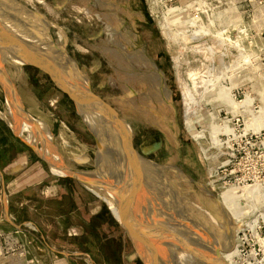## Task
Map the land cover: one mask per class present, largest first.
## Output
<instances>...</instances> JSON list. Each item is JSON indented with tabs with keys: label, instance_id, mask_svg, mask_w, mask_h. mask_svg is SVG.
<instances>
[{
	"label": "rangeland",
	"instance_id": "374dc122",
	"mask_svg": "<svg viewBox=\"0 0 264 264\" xmlns=\"http://www.w3.org/2000/svg\"><path fill=\"white\" fill-rule=\"evenodd\" d=\"M93 4L91 0L89 6ZM125 4L130 15H124L126 23L136 30L150 22L158 36L155 47L162 55L164 83L172 91L169 126L177 140L182 133L184 165L193 174L191 187L197 192L188 198L184 195L189 188L175 189L188 200L180 198V204L149 185L156 178L146 165L126 158L127 138L132 150L145 154L148 148L151 155L153 146L167 147L168 141L163 137L145 147L142 133L149 127L128 104L126 77L115 72L112 56L103 46L108 36L96 11H81L79 0H0V50L12 64H0V73L9 78L14 71L17 106L29 115L34 128H42L45 140L59 153L58 161L67 167L65 174L53 173L48 160L39 158L30 145L38 155L33 166L20 173L28 176L21 177L19 189H8L18 191L3 193L7 210L6 217L0 211V264H264V0H126ZM200 32L204 34L199 41L190 39ZM30 63L50 69L55 83L76 104ZM185 108L192 113L185 116ZM6 111L14 113L0 80V120L12 127L1 114ZM223 121L225 132L219 129ZM91 132L99 138L100 152ZM107 151L116 152L115 158L129 165L127 176L122 170L115 175L100 171L103 166L95 156L109 160ZM78 171H86L81 175L88 182ZM90 172L96 191L106 200L101 177L106 181L117 177L123 183L119 176L123 175L136 185L130 196L137 201L135 206L139 204L133 211L141 216V226L129 223L117 198L110 195L121 218L143 238L146 256L154 258L140 256L107 205L85 188L91 184ZM46 175L48 179L39 184ZM59 176L71 178L65 183L66 194L54 190ZM225 190L233 192L223 198ZM141 199L147 204L139 203ZM75 204L85 211L69 214L67 207ZM97 211L101 217L98 225L93 221L96 227L82 228L81 235L75 232L73 224H92L81 220ZM41 235L45 244L39 242Z\"/></svg>",
	"mask_w": 264,
	"mask_h": 264
},
{
	"label": "flooded vegetation",
	"instance_id": "af4514ba",
	"mask_svg": "<svg viewBox=\"0 0 264 264\" xmlns=\"http://www.w3.org/2000/svg\"><path fill=\"white\" fill-rule=\"evenodd\" d=\"M90 1L91 0H83V2H85V4H83L81 0H79L81 11H83V8L88 12L92 10L96 11L97 17L104 25L108 40L103 46L112 56L111 59L115 65V72L121 75V72H123L124 75H122V77H126L124 78V83L125 86L127 83L126 89L129 93L126 92V94H128V97L130 96V98L127 99L128 104L130 108L133 106L136 107L135 109L145 118V123L149 127L145 128L142 133L143 142H146L145 147L157 144L154 142L158 140L162 141L163 137H167L161 129V126L165 125L164 121L166 124L168 123V130L172 136L171 139L169 137L166 138L168 141L167 147L163 145L159 148H157V145L153 146L155 148L154 155L148 154V148L145 154H143L142 151L138 153L133 150L134 153L140 157L141 161H137L135 156L131 155L130 151L129 156L131 161L139 162V164L148 167L150 173L156 178L154 180L155 182L149 185L156 186L157 192L160 193L163 189L166 194H170L178 202H180V198H182L184 202L188 201L183 196L179 197L175 191L178 187H182V189L189 188L190 192L184 195L188 198L193 197L191 193L197 192L196 189L191 187L195 184L192 177L193 174H191L184 165L185 157L182 147L185 146V143L181 141L182 133H179L178 140L174 138L175 136L169 126V117L164 109L167 105L172 108V91L168 88V84L164 83V73L162 72L161 64L162 55L160 50L155 47V41L158 36L154 33V29L150 22H144L145 25H138L136 30H134V25L132 26L125 22L124 15L130 17L125 10L127 7L125 4L126 0H94V4L89 6ZM151 79L153 81H151ZM140 80H142V82ZM155 80H158L157 83ZM162 108L164 110H162ZM178 145H180L179 149H177ZM153 170H155L156 173ZM157 175H159V177ZM142 178L144 179V177ZM149 178L152 179V177ZM160 196L162 197V195ZM185 204L187 203L183 205L185 206ZM194 204L196 203L192 204L188 202V205L195 206ZM181 212L183 213V211ZM111 215L113 216L112 213ZM184 215L187 216L186 213H184ZM117 223L123 228L118 221Z\"/></svg>",
	"mask_w": 264,
	"mask_h": 264
},
{
	"label": "bare ground",
	"instance_id": "6f19581e",
	"mask_svg": "<svg viewBox=\"0 0 264 264\" xmlns=\"http://www.w3.org/2000/svg\"><path fill=\"white\" fill-rule=\"evenodd\" d=\"M113 2V1H112ZM114 17V16H113ZM117 23V22H116ZM204 33H202V32H200V33H198V34H195V33H192L191 34V37H190V39H192V40H200L201 39V35H203ZM15 41H17V40H15ZM212 54V53H211ZM224 56V55H223ZM221 57V61L223 62V65H225L224 63H226V61H225V59H224V57ZM140 57V56H139ZM4 62H7L8 64H10V66H12V64H11V62L9 61V59L6 57V55L0 50V64L2 65ZM227 64V63H226ZM0 65V66H1ZM150 65V64H149ZM151 67V66H150ZM13 68V67H12ZM6 70V69H5ZM13 73H11V71H10V73H11V75H10V77L9 78H7V76H5L6 74L5 73H3L2 71H1V73H0V80L1 81H3V85H5V87H6V93H7V95H8V102H9V104L11 103V106H12V108H13V110H14V113L13 112H11V111H6V112H4V113H1V114H3L4 115V118L5 119H9L12 123H11V125H12V127L17 131V133L20 135V137L23 139V140H25V142H27V144H29V145H31L32 147H34L35 149H36V151H37V153L39 154V156L40 157H54V159H58L59 160V156H58V154H56V151H55V149H53L52 147H51V143H49L48 141H46L45 139H46V137H47V135L45 136L44 134V132H42L41 130H42V128H41V130H39V129H37L38 128V125L36 126L37 128H35V129H37L38 131H35V129L33 128V123H32V120H31V118L29 117V115L24 111V110H22L20 107H18L17 106V99H16V89H15V86H14V84H13V82H12V78H14V77H16V75H15V73H14V71H12ZM17 81V80H16ZM141 82H142V80H140ZM148 81V80H147ZM151 81H153L152 79H151ZM150 81V82H151ZM156 81V80H155ZM158 81V80H157ZM157 81H156V83H157ZM140 83V82H139ZM143 83H145V82H143ZM149 83V82H148ZM152 86H153V84H152ZM144 87V86H143ZM155 87V86H154ZM3 88V87H2ZM4 89V88H3ZM127 91V90H126ZM223 92V91H222ZM222 92H221V94H222ZM129 94V93H128ZM127 94V95H128ZM18 95V94H17ZM131 95V94H130ZM132 96V95H131ZM126 97H128V96H126ZM129 98H130V96H129ZM146 98V97H145ZM163 99V98H162ZM146 100V99H145ZM165 101V100H164ZM185 102V101H184ZM164 103V102H163ZM165 103H166V101H165ZM166 106V105H165ZM163 107H164V104H163ZM187 107V106H186ZM161 108V107H160ZM242 108V107H241ZM165 111H166V113H167V115H168V117H169V120H173V119H170V118H172L173 116H172V113H171V116L172 117H170V113L169 112H171V108H170V106L169 105H167L165 108ZM163 108H162V110H164ZM161 110V111H162ZM8 112H10V113H8ZM18 114H20V116H27V117H24L23 119H20V118H17V115ZM161 113V112H160ZM190 113H192V110H190L189 108H185V116L186 115H189ZM166 120V119H165ZM164 121V120H163ZM39 124V123H38ZM164 124L165 125H162L161 126V129L163 130V132L167 135V137H169L170 139L172 138V136H171V134H170V132H169V128H168V123L166 124L165 123V121H164ZM167 125V126H166ZM219 129L220 130H222V131H226V129H227V127H226V124H225V122L223 121V123H222V125L221 126H219ZM248 132L250 131L249 129H246ZM48 131V130H47ZM187 131H188V133L191 135V134H193V131L190 129V127H189V124H188V122H187ZM246 131V132H247ZM49 132V131H48ZM252 132V131H251ZM44 133V134H43ZM174 135H175V132H174ZM50 137V136H49ZM166 137V138H167ZM175 138V137H174ZM117 144V143H116ZM115 144V145H116ZM121 145V144H120ZM113 146V145H112ZM113 147H115V146H113ZM112 149V148H111ZM49 150H51V151H49ZM58 150H60L59 148H58ZM123 151V150H122ZM53 153L54 155H52V156H50L49 155V153ZM104 153H106L108 156L106 157V158H108L109 160H105V159H103L100 155L98 156L99 158H100V160H99V163H100V165H102V166H104V165H107V164H112V165H116L115 166V169H114V167L112 166L111 168L109 167V169H105V171H104V169H102V170H100L103 174H120L119 173V171H124L126 174L128 173V170H127V167L129 166H127V165H124V163L122 164V163H117V162H114V159L113 158H111L110 157V155L109 154H111V152L110 151H107V152H104ZM75 156H76V154H74ZM79 155H81V154H79ZM126 155V154H125ZM96 158H97V156H95ZM127 157H128V159H129V161H130V163H133V161H131V158H130V156H129V153H127ZM95 158V159H96ZM124 160H126V159H124ZM98 161V160H97ZM116 161V160H115ZM135 162V161H134ZM114 163V164H113ZM135 163H139V162H135ZM126 166V167H125ZM130 166H132V165H130ZM107 167V166H106ZM57 168L58 169H62L63 168V166L60 164V163H57ZM93 170V169H92ZM83 172L85 173L86 171H80V173L81 174H83ZM141 172H142V170H141ZM91 173V175H89L91 178H90V180H91V184L89 185H86V189L89 191V192H91L93 195H95L97 198H99V199H101L106 205H107V207L109 208V210L111 211V213L113 214V216H114V218L123 226V228L124 229H126V231H127V233H128V235L130 236V238H131V240L133 241V243H134V245H135V248L137 249V252L140 254V256H144V258L145 257H148V256H146V255H148V254H146V253H144V249H143V245L141 244V242H142V240H143V238L141 237V238H139L138 237V235L136 234V232H134V230L132 229V227L127 223V221L126 220H123V218H121V215L119 214V212H118V207L117 206H115V204L117 203H115V202H113L114 200L113 199H111V193H109V192H107L108 193V198H107V200H106V198H103L97 191H96V185H97V182L95 181V179H93V172H90ZM94 173H96V172H94ZM101 173V174H102ZM87 174V173H86ZM89 174V173H88ZM88 174H87V176H88ZM93 174V175H92ZM97 174V173H96ZM85 175V174H84ZM125 175V174H124ZM147 175V174H146ZM93 176V177H92ZM96 177H98L99 176V174L98 175H95ZM101 176V175H100ZM106 176V175H105ZM108 176V175H107ZM120 176V175H119ZM122 176V175H121ZM127 176V175H126ZM129 177V176H128ZM98 178H100V177H98ZM109 178V177H108ZM107 178V179H108ZM110 179V178H109ZM108 179V180H109ZM131 179V178H130ZM140 179V178H139ZM111 181V180H110ZM139 181V180H138ZM100 189V188H99ZM153 190V189H152ZM102 191V190H101ZM232 190H225L224 192H222V195H223V198H225V197H228V196H230L231 194H232ZM115 201H117V200H115ZM112 202L114 203V204H112ZM146 204V203H145ZM173 206V205H172ZM120 209H122V207L120 208ZM119 209V210H120ZM123 210V209H122ZM122 212V211H121ZM123 216L125 217V214H124V211H123ZM135 214V213H134ZM175 216V215H174ZM185 216V215H184ZM126 219H128L127 218V216L125 217ZM175 218V217H174ZM203 218V217H202ZM134 219H135V221H136V225H138V226H141L140 224H138L142 219H141V216L140 215H137V214H135V217H134ZM190 220V219H189ZM199 224V223H198ZM175 226V225H174ZM190 226V225H189ZM193 228V227H192ZM195 230V229H194ZM191 231V230H190ZM215 234V233H214ZM195 235V234H194ZM193 235V236H194ZM197 238V237H196ZM142 239V240H141ZM197 240V239H196ZM193 241V240H192ZM203 241V240H202ZM200 242V241H199ZM214 254H216L217 255V253L216 252H214ZM148 258H154L153 256H151V257H148ZM160 258V257H159ZM217 258V257H216ZM228 260V259H227ZM230 262V261H229ZM145 263H147L146 261H145ZM148 264V263H147ZM217 264V263H216Z\"/></svg>",
	"mask_w": 264,
	"mask_h": 264
},
{
	"label": "crops",
	"instance_id": "0c3cea01",
	"mask_svg": "<svg viewBox=\"0 0 264 264\" xmlns=\"http://www.w3.org/2000/svg\"><path fill=\"white\" fill-rule=\"evenodd\" d=\"M35 131H38V130L35 129ZM16 133H17V131H16ZM44 135L46 136V134H44ZM18 136L20 137V135L18 133H17V135L15 134L13 128L8 124L7 121L0 120V211H1V214H2V211H3V215L5 217H6L5 211L7 210V204L4 206L5 198H4V200H2L3 195H4L3 193L5 191H7L10 187L17 186L18 189L21 187V186H18V184L20 182V179H21V177L23 178V177L28 176V173H27L26 176L25 175H20V173L26 171V169L27 170L30 169V167L33 166V164H34V162H31L32 159L35 161V158L38 155V154L36 155L35 149L30 147L29 144H26L27 142L24 143V145H20L18 139H15V137L19 138ZM62 143L63 144H67L66 142L65 143L62 142ZM27 145H29V146H27ZM30 150L33 151V153H32L33 155H30V153H29V152H31ZM49 151H51V150H49ZM38 157L43 159L44 156L40 157L38 155ZM44 158H46L48 160V162L50 164V167H51V170H52L53 173H56V174H65L66 173V168L67 167L65 168L64 167L65 165L63 163H61L60 161H58V159H50V158H48L46 156ZM57 163H60L63 166V168L62 169H58L57 168ZM34 167L37 168L36 165ZM68 171H69V173L72 176L76 177L73 174L72 170L68 169ZM79 172L80 171H78V173ZM79 174L81 175V173H79ZM48 177L49 176H47V175L43 176V178L39 179L38 183L40 184L42 182H45L48 179ZM59 177H61L60 178L61 180H59V182H57L56 186L54 187V190L55 191L56 190L60 191L61 194H66V192H65L66 189L65 188L67 186H66L65 183L68 182V179L70 180L71 178H68V176H59ZM81 177H82L83 180L86 181V179L83 178L82 175H81ZM80 182H82V181H80ZM86 182H88V181H86ZM38 183H36V184H38ZM28 185H30V184H28ZM28 185H25V186H28ZM95 188L98 189L97 186ZM18 189H15L13 191H9L8 190L7 191L8 196H9V194H12L15 191H18ZM71 192H73V190ZM71 194H73V193H71ZM79 211H81V212L85 211L84 207H82V206L80 207L77 204H75L73 207L71 205H69V207H67V212H69V214L72 213V212L73 213L75 212L76 214H78ZM93 214H95V215H93L91 218H86V219H82L81 220V222L85 221V220L86 221L89 220V221H91L92 224H88V225H85V224L82 225L81 223L73 224V226L75 228V232L76 231L80 232L79 235H81L83 233V231L81 232V230H83L82 228L88 227V226L89 227L93 226V221L94 220L97 222L95 225H98V223H100L99 219L101 217L100 211H97V212H95ZM1 217H2V215H1ZM0 221H2V218L0 219ZM29 224H32L34 226V224L32 222H29ZM110 225L113 226L114 228H116L115 224L114 225L110 224ZM41 238H42L43 241H39V242L40 243L42 242V243L45 244V241H44V238H43L42 235H41Z\"/></svg>",
	"mask_w": 264,
	"mask_h": 264
},
{
	"label": "water",
	"instance_id": "95a60500",
	"mask_svg": "<svg viewBox=\"0 0 264 264\" xmlns=\"http://www.w3.org/2000/svg\"><path fill=\"white\" fill-rule=\"evenodd\" d=\"M30 64H33L35 67L39 68L41 71H43L44 73H46L51 81L54 83V85L60 89L62 92H64L65 94H67L69 96V98L75 103L74 101V98L72 97V95H70L69 92L63 90L62 88H60L54 81V75L53 73L50 71V69H48L47 67H44V66H39L37 65L36 63H30ZM76 104V103H75ZM92 133V132H91ZM93 134V133H92ZM94 138H95V141H96V145H97V148H98V152L99 151V138L98 136H96L95 134H93ZM101 143V142H100ZM123 149H124V152L126 151V158H127V153H129L131 151V155L135 156V159H137V161H141L140 157L137 156L134 151L131 149V147L127 144V140L125 141V143L123 144ZM126 149V150H125ZM115 153L116 152H113L110 155L111 158H115ZM121 153V152H120ZM119 153V154H120ZM100 154V153H99ZM101 155V154H100ZM99 155H97V163H98V166L100 167V163H99ZM108 156V155H106ZM123 159V158H122ZM121 158H115L114 160H116L117 163H120L122 161ZM96 163V164H97ZM126 167V166H125ZM104 171H105V167L103 166ZM114 169H115V165H114ZM139 169V168H138ZM123 173L126 175V173L123 171ZM137 174L139 177H141V171L140 169L137 170ZM121 176V175H120ZM122 177V180L123 178L125 179L124 182L122 183V181L119 179L120 183H118L117 181V177H113V176H110V179L112 180V182L110 181H106L103 179V177H101V181H100V186L103 187L104 190H106L107 192L113 194L115 196V198H117V201H118V204L120 205V207H122L123 211H124V214L125 216H127L128 220H129V223L135 225L137 224L134 217H135V214H134V211L135 210L134 208H138V205L136 204V200L133 199V196L131 197V193L132 192H135L137 189L135 188L134 185H131L130 182H128L127 178L124 177L123 175L121 176ZM115 178V179H114ZM133 186V187H132ZM139 203H145L142 199L139 201ZM147 204V203H146ZM134 205V206H133ZM133 206V207H132ZM147 205L145 204H142L141 207L144 208V210L147 212ZM132 209V210H131ZM139 209V208H138ZM148 212H150L148 210Z\"/></svg>",
	"mask_w": 264,
	"mask_h": 264
},
{
	"label": "built area",
	"instance_id": "2783aa9c",
	"mask_svg": "<svg viewBox=\"0 0 264 264\" xmlns=\"http://www.w3.org/2000/svg\"><path fill=\"white\" fill-rule=\"evenodd\" d=\"M237 241H239V240L237 239ZM239 243H240V241H239ZM239 245H240V244H238L237 247H238Z\"/></svg>",
	"mask_w": 264,
	"mask_h": 264
}]
</instances>
